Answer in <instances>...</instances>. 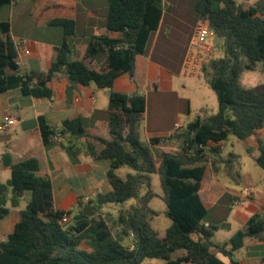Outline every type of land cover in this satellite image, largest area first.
<instances>
[{"label":"trees","instance_id":"16d2710c","mask_svg":"<svg viewBox=\"0 0 264 264\" xmlns=\"http://www.w3.org/2000/svg\"><path fill=\"white\" fill-rule=\"evenodd\" d=\"M109 35L92 36L81 58L75 54L69 39L76 35V22L67 17H55L49 25L64 30V39L56 48L47 72L22 73L16 66L18 51L12 37L11 22L0 21V94L20 89L24 96L53 98L48 83L58 75L66 76L75 85L95 84L110 92L108 125L112 137L92 138L103 145L98 149L92 142L84 144L94 161H107L108 192L97 193L84 208L73 211L55 207L53 182L40 176V162L28 156L14 162L6 148L2 154L11 178L0 182V221L19 205L25 193L30 194L20 221L6 241L0 243V264H142L146 258L160 259L165 264H228L219 255L234 257L247 237L264 231V217L252 216L244 229L229 241L216 239L219 227L210 221L201 195V182L210 165L218 173L219 165L232 169L239 156L230 153L222 157L221 143L230 136L246 141L264 128V83L248 87L241 83L245 71H255L264 61V10L246 9L238 0H195L194 9L201 22L214 32L213 48L223 52L210 58L202 74L217 96L218 111L198 116L180 132L167 137H153L143 142L138 130L147 110L145 95L123 94L113 90L114 83L124 73L135 75L136 58L145 54L151 37L159 30L165 10L164 0H108ZM16 0H0V7ZM107 55L106 67L96 70L91 63L101 54ZM43 142L47 148L67 140L66 151L79 154L78 141L89 137L88 119L76 117L50 125L39 117ZM128 124V132L125 126ZM69 140V141H68ZM176 140L178 149L156 150L162 143ZM250 152V149L248 148ZM256 164L264 171V140H258ZM131 171L121 176L118 171ZM159 174L162 194L152 188V175ZM159 197L166 205L171 220L161 237L153 228L158 214L150 207ZM135 200L126 210H120L114 227L103 213L108 204H125ZM79 205L84 207L82 199ZM64 214L70 219L63 222ZM130 244H125L126 239ZM87 244L89 249L82 248ZM230 248V250H229ZM184 253L175 257L174 255Z\"/></svg>","mask_w":264,"mask_h":264},{"label":"crops","instance_id":"0c3cea01","mask_svg":"<svg viewBox=\"0 0 264 264\" xmlns=\"http://www.w3.org/2000/svg\"><path fill=\"white\" fill-rule=\"evenodd\" d=\"M30 1L34 6L32 18L29 17L30 22L34 20L36 28H54L51 32L56 37L40 43L31 42V54L24 58V73L47 72L50 69L56 48L61 46L64 39L63 28L49 25V21L55 17H67L76 22V35L69 39L75 52L73 59L84 55L88 40L92 36L118 37L117 33L109 34L107 30L108 0ZM238 1L246 9L254 7L264 10V0ZM194 2L195 0H164L165 10L159 30L151 37L146 53L137 56L134 78L129 73H124L114 83L115 92L145 95L147 122L144 130L147 142L153 137H167L180 132L185 126L181 122V108H177L173 114L170 100L171 95L176 93L179 76H188L184 72V66L194 26L199 22ZM210 47L212 51V46ZM106 64L107 55L104 53L91 63L96 70H102ZM48 87L53 91V98L50 100L24 96L20 89L0 94V122L7 116L18 119V123L10 127L17 128L15 134L8 138L10 140L0 137V143L6 142L14 162L28 156H35L39 160L38 174L52 180L57 209L73 211L74 207H78V211L82 208L85 210L88 209L86 204L95 199L97 193L111 190L106 177L109 163L94 161L84 146L86 142H92L100 150L103 145L92 136L107 139L112 137L108 125L110 92L99 89L95 84L75 85L64 75L53 78ZM179 99L182 100V97ZM40 116H44L52 126H61L63 121L76 117L88 119L86 130L89 137L78 141L79 154L70 155L66 151L68 142L65 139L61 141L64 146L57 144L47 148L40 130ZM178 123L182 125L179 130L176 129ZM141 124L142 122L138 127L140 134ZM125 130L128 132V124ZM259 139L264 140V128L245 141L254 160L259 155ZM172 142L176 140L162 143L157 148L169 150ZM178 146L179 143L177 149ZM221 147L223 151L224 142ZM222 157L227 159L229 156ZM2 165L4 166L3 163ZM223 165H219L218 173L208 166L201 182L200 195L209 209L210 221L219 227L216 236L221 237V240L218 241L227 242L239 230L244 229L252 216L259 214L264 217V171L260 167L256 169L248 166L234 172L224 169ZM4 168L10 169L5 166ZM242 191H248L249 194L244 197V204L236 205L235 196ZM79 198L82 199L84 207L79 205ZM22 199L28 202L30 194L25 193ZM20 218L21 210L10 208L9 214L0 221V243L7 240ZM81 247L89 249L84 243ZM182 254L184 253L177 256ZM219 257L232 264L229 257ZM232 259L237 264H264V231L247 237L243 247Z\"/></svg>","mask_w":264,"mask_h":264},{"label":"rangeland","instance_id":"374dc122","mask_svg":"<svg viewBox=\"0 0 264 264\" xmlns=\"http://www.w3.org/2000/svg\"><path fill=\"white\" fill-rule=\"evenodd\" d=\"M33 3L30 0H16L15 4L0 7V21H10L12 26V37L15 41L19 39H26L30 42L40 43L45 40H50L52 37H56L52 33L51 29L54 28H36L34 20L33 24L30 22V16L33 15ZM45 27V26H44ZM61 29V28H59ZM167 32V28H165ZM210 44L215 47L214 39H210ZM223 52L213 49V56L218 57ZM241 83L248 87L257 86L264 83V61L259 63V66L255 71H245L241 78ZM177 89L176 93L171 95L170 107L173 114L177 108H181V122L183 124H188L190 121L194 120L198 116H208L214 114L218 111V101L215 92L208 85L203 74L199 73L195 76H185L184 74L180 75L177 80ZM182 97V100L179 98ZM184 107V108H183ZM184 112V113H183ZM147 115V114H146ZM174 116V115H173ZM175 118V116H174ZM141 136L142 141L147 142L146 133L144 126L146 125V116L141 120ZM14 128H9L4 131H0V137L3 139L10 140L15 131ZM179 132V131H178ZM5 141L0 143V182L5 183L8 179L11 178L10 169L4 168L2 165V154L6 150ZM225 147L222 151V156H229L230 153H235L239 156L238 162H234L231 166L234 172H238L248 166H253L256 169H260L256 164L252 153L248 152V144L245 141L238 140L234 136H230L225 142ZM178 142H172L169 150H176ZM160 150V148L155 149ZM224 169L230 170V167L223 165ZM131 171L130 168L125 167L121 168L118 173L121 176H125L127 172ZM152 188L159 195L162 194V187L160 182V175H152ZM135 200H129L125 204H108L103 208V213L108 219L111 226L114 227V221L116 220L120 210H126L130 208L131 205L135 204ZM27 206V201L22 199L19 202V205L13 207L11 201L8 202V207L16 210H24ZM150 207L157 211V215L152 220L153 228L159 233L160 236L165 235L166 229L170 226L171 220L166 215V205L161 198L156 197L152 200ZM74 214L78 212V207L73 208ZM217 240H221V237L216 236ZM131 239H126L125 244H130ZM178 254L174 255L177 257ZM142 264H165L163 260L146 258Z\"/></svg>","mask_w":264,"mask_h":264},{"label":"built area","instance_id":"2783aa9c","mask_svg":"<svg viewBox=\"0 0 264 264\" xmlns=\"http://www.w3.org/2000/svg\"><path fill=\"white\" fill-rule=\"evenodd\" d=\"M214 32L209 28L208 24L199 21L193 29V35L189 44V51L184 66V72L188 76H195L199 73L202 74L205 63L213 57V46L210 44V39L213 38ZM18 58L16 60V66L20 72H24V58L31 54V42L26 39H19L15 41ZM212 46V51L211 47ZM18 123V119L7 116L0 122V131L7 130L11 126ZM182 127L181 124L176 125V129L179 130ZM248 191H242L235 196V204L242 205L245 203L244 197L248 195ZM70 219L68 214H64L63 222H68Z\"/></svg>","mask_w":264,"mask_h":264},{"label":"water","instance_id":"95a60500","mask_svg":"<svg viewBox=\"0 0 264 264\" xmlns=\"http://www.w3.org/2000/svg\"><path fill=\"white\" fill-rule=\"evenodd\" d=\"M84 212L89 215V216H93L94 215V211L93 210H90V209H85Z\"/></svg>","mask_w":264,"mask_h":264}]
</instances>
